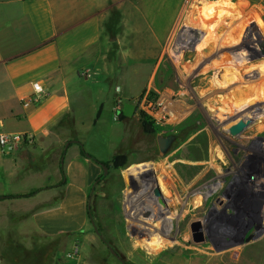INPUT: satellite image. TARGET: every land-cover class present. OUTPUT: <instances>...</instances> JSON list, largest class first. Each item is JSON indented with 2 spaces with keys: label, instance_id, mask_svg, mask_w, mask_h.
<instances>
[{
  "label": "rangeland",
  "instance_id": "obj_1",
  "mask_svg": "<svg viewBox=\"0 0 264 264\" xmlns=\"http://www.w3.org/2000/svg\"><path fill=\"white\" fill-rule=\"evenodd\" d=\"M170 13L171 31L130 33V74L113 83L122 87L123 117L113 122L105 105L98 128L82 138L93 140L87 149L100 159L118 149L129 158L96 187L95 223L118 264H249L250 250L251 264H264V0H178ZM157 93L177 100L185 116L148 136L139 104ZM239 121L250 124L234 138L229 130ZM166 137L175 142L162 155L157 140ZM10 210L0 208L1 216ZM10 222L2 221L0 258L15 264L2 255L22 248ZM33 239L38 261L54 244Z\"/></svg>",
  "mask_w": 264,
  "mask_h": 264
},
{
  "label": "crops",
  "instance_id": "obj_2",
  "mask_svg": "<svg viewBox=\"0 0 264 264\" xmlns=\"http://www.w3.org/2000/svg\"><path fill=\"white\" fill-rule=\"evenodd\" d=\"M177 2L0 0V126L7 134L34 137L33 145L14 155L0 153V208L11 209L6 217L0 214V239L7 229L2 221H11L22 246L20 252L13 244L2 255L17 258L15 264H118L87 210L104 171L99 164L122 153L100 159L87 149L89 144L94 150L93 140L82 138L98 128L105 105L113 122L123 117L122 87L113 83L130 74V33L155 38L171 31L170 11ZM203 11L208 21L216 17L208 4ZM34 84L43 86L48 99L27 106ZM117 100H123L118 120ZM35 233L54 244L38 261L32 260ZM256 256L247 252L249 264ZM8 263L0 258V264Z\"/></svg>",
  "mask_w": 264,
  "mask_h": 264
},
{
  "label": "built area",
  "instance_id": "obj_3",
  "mask_svg": "<svg viewBox=\"0 0 264 264\" xmlns=\"http://www.w3.org/2000/svg\"><path fill=\"white\" fill-rule=\"evenodd\" d=\"M34 95L26 102L27 106H36L48 99V93L40 84L33 85ZM119 93L120 89L116 88ZM157 96L150 98L147 94L144 99H141L139 104L140 114H144L146 118L151 120L155 127L161 130H168L180 123L184 116V108H178V101L166 94L157 93ZM121 100L116 103V120L118 113L121 111ZM163 131V132H164ZM34 144V137L29 134H7L2 131L0 126V153L3 155H14L25 146Z\"/></svg>",
  "mask_w": 264,
  "mask_h": 264
},
{
  "label": "trees",
  "instance_id": "obj_4",
  "mask_svg": "<svg viewBox=\"0 0 264 264\" xmlns=\"http://www.w3.org/2000/svg\"><path fill=\"white\" fill-rule=\"evenodd\" d=\"M122 118V117H121ZM120 118V119H121ZM141 128L143 130V133L145 135L148 136H154L158 133V129L155 128L154 124L145 117V115L141 114ZM82 155L84 157H86L87 159L92 160L93 162H96L94 160V158L89 157L86 155V153L84 151H82ZM128 163H129V158L127 155L125 154H118L116 155L110 162L105 163V164H99L101 166H104L107 173L105 174V172L103 171V174L97 179L96 183L93 186L92 192L89 195V199H88V216L90 217V219H92L94 221V224L96 226V228L98 229L97 224L95 223V205H94V199H95V189L96 187H98L101 183H104L106 181V179L112 174V173H116V172H121L123 170H125L128 167ZM64 182H62V186H64ZM99 231V229H98ZM100 232V231H99ZM108 246V245H107ZM108 248L110 249V247L108 246Z\"/></svg>",
  "mask_w": 264,
  "mask_h": 264
},
{
  "label": "water",
  "instance_id": "obj_5",
  "mask_svg": "<svg viewBox=\"0 0 264 264\" xmlns=\"http://www.w3.org/2000/svg\"><path fill=\"white\" fill-rule=\"evenodd\" d=\"M250 124V122H247V124L244 123H239L236 126H233L230 130L229 133L232 137L236 138L239 137L244 130L248 127V125ZM175 142V138L174 137H169V138H159L158 139V144L160 147V152L162 155L167 154V152L169 151V149L171 148L172 144ZM103 170L105 172V174L107 173L105 167L103 166ZM157 196H159L161 198V203L164 204V201L162 200V194L160 192V189L157 190ZM200 223H195L192 225L191 230H192V234H193V240L196 244H200L203 242V238L202 235L199 233L200 232Z\"/></svg>",
  "mask_w": 264,
  "mask_h": 264
},
{
  "label": "flooded vegetation",
  "instance_id": "obj_6",
  "mask_svg": "<svg viewBox=\"0 0 264 264\" xmlns=\"http://www.w3.org/2000/svg\"><path fill=\"white\" fill-rule=\"evenodd\" d=\"M264 108V107H263ZM255 113H257V114H259V112H255ZM251 116H253L252 114H251ZM247 120V119H246ZM249 121V120H248ZM166 138H169V137H166ZM157 144H158V140H157ZM173 145V144H172ZM172 147V146H171ZM158 150H159V152H160V147H159V144H158ZM161 153V152H160Z\"/></svg>",
  "mask_w": 264,
  "mask_h": 264
},
{
  "label": "bare ground",
  "instance_id": "obj_7",
  "mask_svg": "<svg viewBox=\"0 0 264 264\" xmlns=\"http://www.w3.org/2000/svg\"><path fill=\"white\" fill-rule=\"evenodd\" d=\"M223 82H224V85H225V81H222V82H221V85L223 84ZM240 122H241V123H244L243 121H239V123H240ZM244 124H245V123H244Z\"/></svg>",
  "mask_w": 264,
  "mask_h": 264
}]
</instances>
